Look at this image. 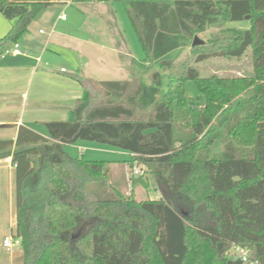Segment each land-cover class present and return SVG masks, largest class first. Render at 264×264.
I'll list each match as a JSON object with an SVG mask.
<instances>
[{"label": "trees", "instance_id": "obj_1", "mask_svg": "<svg viewBox=\"0 0 264 264\" xmlns=\"http://www.w3.org/2000/svg\"><path fill=\"white\" fill-rule=\"evenodd\" d=\"M58 1L127 2L152 60L138 65L152 70L151 82L98 83L102 104L86 97L72 120L44 123L48 138L22 129L16 141L0 140V159L12 156L16 165L15 236L24 264H244L231 257L235 247L264 264V0ZM53 4L0 0V13L18 19L0 47L20 44ZM246 17L251 29L226 27ZM210 28L219 31L192 48L194 63L249 52L252 72L203 77L184 63L163 94L161 70L174 64L163 58ZM189 81L199 92L194 100L186 96ZM79 140L129 153L131 168L145 166L162 198L140 201L113 189L111 198L93 199L87 185L107 187L111 162L68 154ZM219 144L223 150L212 151ZM139 183L150 188L132 178L133 188Z\"/></svg>", "mask_w": 264, "mask_h": 264}, {"label": "rangeland", "instance_id": "obj_2", "mask_svg": "<svg viewBox=\"0 0 264 264\" xmlns=\"http://www.w3.org/2000/svg\"><path fill=\"white\" fill-rule=\"evenodd\" d=\"M129 4L125 1L110 2L108 6L103 2H91V3H73L66 7V5H56L55 8L50 9L49 11L44 10L36 18L35 22L32 23L31 29L36 32L38 35V30L42 28L44 31L50 29V24L53 21H56L57 24L63 26L61 19H58L59 14L64 15L65 20L74 22H82L83 32L88 33L92 41L95 42V45H92L89 49H86L83 55H85V60L88 62L87 72L89 78L92 80L96 79H106L112 80L116 78L127 79L135 74L142 72L141 67L133 64L132 60L126 56L128 52L136 59L138 63H144L145 60L151 62V58L144 52L136 31L133 27V24L129 18L127 9ZM0 19L4 16L0 13ZM3 21V20H2ZM5 21L10 26L17 24L18 19L7 20ZM227 28L238 29V30H249L251 29V20L250 17H246L241 21H229L226 25ZM219 29L210 28L207 31L199 34V38L207 42L211 36L218 33ZM79 32V30H78ZM39 36V35H38ZM62 42V48H63ZM184 47L172 51L163 59L169 61H174L173 66L170 69L161 70L162 72V92L166 94L169 87V79L171 74L182 72L183 64H190L191 66L199 69L203 77H209L212 75L218 76H241L243 74H249L252 72V66L250 61V53L241 59H228V58H213L208 61L201 63H194V56L192 55V48ZM79 46V45H77ZM102 47H105L102 49ZM82 46H80V49ZM209 49V48H207ZM83 50V48H82ZM84 51V50H83ZM59 64L64 70H70L71 73L78 71L73 67L75 64V57L72 56L69 52L65 50L59 51ZM88 57H94L92 60H89ZM84 57L81 58L82 63L84 62ZM160 62V61H159ZM158 62V63H159ZM72 66V67H71ZM159 68V67H158ZM101 93L98 90L91 91V96L93 99L92 105L99 106L102 104L100 98ZM186 96L189 100H194L199 96V92L193 81L186 83ZM153 112L150 110H139L136 113V119H146ZM60 118V117H57ZM60 121L61 119H51ZM72 120V119H71ZM43 132L47 134V129L43 128ZM87 147V148H84ZM66 152L74 157H84L87 160H106L110 161L111 164V183L113 187L109 184L107 187L102 188L98 186L97 183H89L87 185V192L93 199H109L112 197L113 189L122 190L124 184H126V195H131L135 193V198L137 200H149L151 197L156 199H161L163 196L162 191L157 188L153 190L151 188V183H154V187L157 185L154 182V179L148 169L139 164L137 161L134 165H138L141 169V173L134 175L133 168H131L130 161L132 157L129 153L121 151L112 147L100 145L96 142H89L84 140H79L76 144L67 146L65 148ZM223 150V145L215 146L212 151L219 152ZM116 162V163H115ZM129 170V171H128ZM129 173V182L127 180V174ZM8 177V176H7ZM132 178H142L144 181L150 183V188L147 189L142 184H137L133 188ZM6 182L5 177H3L2 187L0 188V196L2 197L1 215L2 220H0V243L3 242L4 235H13L16 234L17 227H12L13 224L12 218L6 209L9 202V196L6 193ZM98 187V188H97ZM94 189L99 192V196L94 194ZM134 189V190H133ZM155 192V193H154ZM152 194V196H150ZM21 247V241L15 245V247ZM232 258H238L239 253L236 250L231 251ZM244 264H249L245 263Z\"/></svg>", "mask_w": 264, "mask_h": 264}, {"label": "crops", "instance_id": "obj_3", "mask_svg": "<svg viewBox=\"0 0 264 264\" xmlns=\"http://www.w3.org/2000/svg\"><path fill=\"white\" fill-rule=\"evenodd\" d=\"M54 3L44 10L49 11L55 8L54 6L56 5H66L67 7L73 4L71 1L63 2L58 0H54ZM103 3L107 6L110 4V2ZM5 19H0V40L12 29V26L8 25ZM58 19L64 22L63 26L53 21L48 32L42 28L38 30L39 36L30 26L28 34L21 40L22 54L20 55L9 54L3 56L4 51L11 48L12 45L6 44L0 47V140L16 141L22 129L34 131L48 138L47 134L43 132V128H46L44 123L56 121L51 119H61L60 121L73 119L76 103L86 97H89L92 103L91 91L96 89L101 93L98 83L131 81L137 86L140 81H144L147 84L151 82L152 70L139 66L136 59L129 52L126 56L132 60L133 64L141 67L142 72L127 79L92 80L89 78L88 74L85 73L88 68V62L85 60L86 53L85 55L83 54L86 49L95 45V42L92 41L88 33L83 32L84 21L79 23L69 21V19L65 20L64 15L61 14H59ZM62 42L64 43L63 48ZM80 46H82L84 51L82 48L80 49ZM61 50H65L75 57L76 61L73 67L78 73H71L69 69L62 71L64 70L63 68L59 70L60 64L58 61L60 57L59 51ZM82 57H84L83 63ZM93 58L91 57L89 60ZM146 63L148 64L149 61H146ZM158 67L156 65L155 69H160ZM100 98L103 101L102 93ZM28 146L29 144L24 145V147ZM14 151L15 148L12 149V153ZM128 176L129 173L127 174L129 182ZM3 177L8 182L6 193L9 196L8 206L5 209L6 213L8 211L10 218H12L13 224L11 225L14 228L17 227L18 223V209L16 204V165L13 163L12 156L0 159V188L2 187ZM111 180L110 168L108 184L113 187ZM126 187V184H124L123 189L119 191L126 195ZM152 187L153 190L157 189V187H154L153 182L151 183ZM93 192L99 196V192L95 189ZM150 200L158 199L151 197ZM0 203H2L1 196ZM0 220H2L1 213ZM15 235L13 234L17 238ZM6 236L8 235H4V238ZM0 264H24L22 247L14 246L8 250L4 247L3 242L0 243Z\"/></svg>", "mask_w": 264, "mask_h": 264}, {"label": "built area", "instance_id": "obj_4", "mask_svg": "<svg viewBox=\"0 0 264 264\" xmlns=\"http://www.w3.org/2000/svg\"><path fill=\"white\" fill-rule=\"evenodd\" d=\"M41 33H43V31H41ZM9 54H13V55H20L22 54L21 51V44L16 43L14 45L11 46V48L7 49L4 51L3 56L4 55H9ZM65 71V70H62ZM133 174L137 175L141 173V169L138 167V165H134L133 166ZM4 247L7 248L8 250L12 249L16 244L19 243V238H15L13 235H8L4 238ZM234 250H236L239 255L238 258H241L245 263H249V264H255L253 262L250 261L249 259V253L247 250L242 249L240 247H235Z\"/></svg>", "mask_w": 264, "mask_h": 264}, {"label": "water", "instance_id": "obj_5", "mask_svg": "<svg viewBox=\"0 0 264 264\" xmlns=\"http://www.w3.org/2000/svg\"><path fill=\"white\" fill-rule=\"evenodd\" d=\"M205 41L200 39L199 36H195L193 40V47L204 45Z\"/></svg>", "mask_w": 264, "mask_h": 264}]
</instances>
